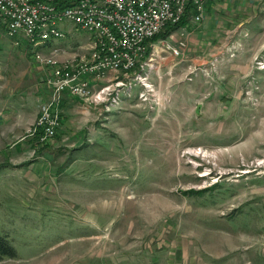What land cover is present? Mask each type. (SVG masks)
<instances>
[{
  "label": "rangeland",
  "instance_id": "1",
  "mask_svg": "<svg viewBox=\"0 0 264 264\" xmlns=\"http://www.w3.org/2000/svg\"><path fill=\"white\" fill-rule=\"evenodd\" d=\"M61 28L67 37L53 48L71 52L88 40L72 24ZM14 41L0 36V108L40 110L50 100L44 71L26 43ZM259 62L262 55L253 68L264 70ZM244 86L243 103L258 104L259 79L245 78ZM141 90L133 86L129 97L122 90L116 107L71 97L46 141L39 111L0 110V235L16 252L0 264H264L262 214L231 201L235 175L262 170V158L240 165V173L221 170L191 121L189 134L181 125L170 134L182 110L165 111L171 104L158 106L155 91L144 102Z\"/></svg>",
  "mask_w": 264,
  "mask_h": 264
},
{
  "label": "crops",
  "instance_id": "2",
  "mask_svg": "<svg viewBox=\"0 0 264 264\" xmlns=\"http://www.w3.org/2000/svg\"><path fill=\"white\" fill-rule=\"evenodd\" d=\"M195 15L190 7L176 30L154 42L153 67L146 73L153 83L158 106L169 103L165 111L182 110L170 134L177 132L179 125L184 128L182 136L189 134L183 130L192 126L191 121L197 126L191 129L192 134L201 147L215 150L214 159L219 160L221 170L228 167L233 174L240 173V165L264 158V70L253 68L257 56L264 58V0H207L202 20L195 21ZM181 41L186 47L179 56L164 51L162 42L178 46ZM41 75L46 77L44 72ZM250 76L258 78L261 86L262 99L256 105L242 101L244 79ZM186 89L189 98L183 93ZM68 99L71 97L65 95L62 105ZM0 110L7 116H35L39 107L7 103ZM160 120L157 117L155 124ZM216 138H220L219 144ZM243 174L247 179L236 174L231 181L236 186L233 206L237 209L252 204V212L261 213L264 220V168ZM261 229L263 241L264 224Z\"/></svg>",
  "mask_w": 264,
  "mask_h": 264
},
{
  "label": "built area",
  "instance_id": "3",
  "mask_svg": "<svg viewBox=\"0 0 264 264\" xmlns=\"http://www.w3.org/2000/svg\"><path fill=\"white\" fill-rule=\"evenodd\" d=\"M58 1L0 0V36L14 38L15 46L26 43L34 61L44 71L45 84L50 89V100L41 103L39 110L43 141L58 132L65 94L116 107L121 103L122 90L129 97L132 87L140 85L139 99L149 101L155 89L144 71L153 67L156 55L151 40L167 26L180 23L189 7L196 12L195 21H201L207 2L71 0L62 5ZM64 24L87 32V42L71 52L53 48V42L67 37L68 33L61 28ZM162 43L164 51L175 56L186 47L185 41L178 46ZM259 64L264 69V63ZM134 70H137L134 76H128ZM256 165L264 168V158Z\"/></svg>",
  "mask_w": 264,
  "mask_h": 264
},
{
  "label": "trees",
  "instance_id": "4",
  "mask_svg": "<svg viewBox=\"0 0 264 264\" xmlns=\"http://www.w3.org/2000/svg\"><path fill=\"white\" fill-rule=\"evenodd\" d=\"M59 3H61L62 5H66L68 3L71 2V0H59ZM190 9V7L188 8V10ZM187 10V11H188ZM187 14V12H186ZM185 14V16H186ZM181 20L180 23H178L177 25H169L165 28L164 31H162L160 34H158L157 36H155L151 42H156L160 39H165L167 38L174 30H176L183 22H184V18ZM16 256V252L14 250V248L10 245V243L8 242V240L0 235V261L3 260L4 258H14Z\"/></svg>",
  "mask_w": 264,
  "mask_h": 264
},
{
  "label": "bare ground",
  "instance_id": "5",
  "mask_svg": "<svg viewBox=\"0 0 264 264\" xmlns=\"http://www.w3.org/2000/svg\"><path fill=\"white\" fill-rule=\"evenodd\" d=\"M196 151V150H195ZM200 154H205V153H208V152H206V151H203V150H197ZM198 152H194V151H191L190 152V154H192V155H195V154H197L198 155ZM203 157V156H202ZM213 157V156H212ZM203 158H205V157H203Z\"/></svg>",
  "mask_w": 264,
  "mask_h": 264
}]
</instances>
